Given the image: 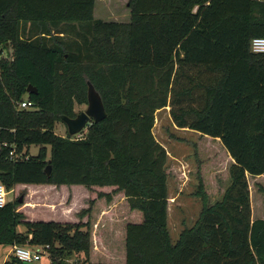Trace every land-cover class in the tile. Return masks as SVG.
<instances>
[{
	"label": "trees",
	"instance_id": "1",
	"mask_svg": "<svg viewBox=\"0 0 264 264\" xmlns=\"http://www.w3.org/2000/svg\"><path fill=\"white\" fill-rule=\"evenodd\" d=\"M94 4L0 0V182L89 192L77 212L85 222L29 220L18 198L7 201L0 244H47L50 264H264V219L251 216L247 182L264 173V53L249 47L264 36V0H128V22L95 19ZM87 80L106 117L82 136L56 134L60 116L86 103ZM23 97L30 109L16 108ZM166 106L198 134L201 210L175 242L167 153L152 132ZM212 189L220 197L209 201ZM72 253L81 256L66 261Z\"/></svg>",
	"mask_w": 264,
	"mask_h": 264
},
{
	"label": "rangeland",
	"instance_id": "2",
	"mask_svg": "<svg viewBox=\"0 0 264 264\" xmlns=\"http://www.w3.org/2000/svg\"><path fill=\"white\" fill-rule=\"evenodd\" d=\"M127 4L128 0H96V15L105 21H127L129 15ZM26 29L28 30V27ZM10 53V48L3 51V55L6 57H8ZM85 108L86 103H75L73 111L77 114L80 111L85 110ZM86 129L87 127L73 136H82V134L86 132ZM66 131V126L62 121H57L55 123L54 132L56 134L65 135L67 133ZM152 132L155 139L165 148L167 153V225L171 241L175 242L180 231L184 227H189L194 224L201 210V201L195 195V158L193 154V144L196 142L198 134L191 132V129L187 127L181 128L176 126L170 116V106L156 110ZM37 149V145H31L29 152L35 154L37 153ZM219 170H221V173H218L222 175L224 169L220 168ZM32 186L33 184H19L15 186V188L7 191V201L22 197L21 206L25 207L26 205H30V203L38 201L35 196L30 194L32 190L35 193L51 191L56 187L55 185L48 184L46 186L47 188L33 189ZM69 188L75 195L76 204L78 205L76 208H71L69 206L71 201V194L68 193ZM56 189L57 190H53L49 195V197L54 198L52 201L38 205L40 206L39 208L49 210L51 213L58 215V217L56 216V220H61V222L64 220L68 221V217H63L69 213L71 214L75 212V210L80 211L82 208L88 206L89 192L85 186L61 185ZM219 191V189H212L210 191L209 201L218 199L220 197ZM259 192L260 194L253 190L252 193H249L250 201L254 206V213L251 212V216L252 214H257L259 211L264 212V191ZM21 206H18V208ZM46 210L44 216L47 217L48 220L52 219L53 216ZM18 229L23 230V226L20 225ZM40 247L42 246L40 245ZM80 256V253H72L71 255L66 256L65 260L69 262L74 261L79 259ZM47 261V255H43L38 263L48 264Z\"/></svg>",
	"mask_w": 264,
	"mask_h": 264
},
{
	"label": "crops",
	"instance_id": "3",
	"mask_svg": "<svg viewBox=\"0 0 264 264\" xmlns=\"http://www.w3.org/2000/svg\"><path fill=\"white\" fill-rule=\"evenodd\" d=\"M96 0H95V4H94V9H93V17L95 19H101L100 17H98L96 15ZM103 20V19H101ZM105 21V20H103ZM129 21V15H128V20L127 21H117V22H128ZM191 132H195L194 130H191ZM196 133V132H195ZM218 141V140H215ZM247 182H248V190L249 193H252L253 190L256 191V193H259V191H264V173L259 174V175H249L247 174ZM19 185V184H17ZM15 185V186H17ZM48 184H33L32 188H47ZM14 186V188H15ZM57 187H55L53 190H57ZM41 191V192H35L32 190L31 191V195L35 196V198L38 199L37 202L34 203H30V205H26L25 207L21 206L18 208L19 211L23 212V214L26 216L27 219L29 220H48L47 217H45L44 212L46 209H42L39 208L40 206H38L39 204H46V202L48 201H52L54 198L49 197V195L51 194V192L53 191ZM68 193L71 194V201H70V207L71 208H76L78 205L76 204V198L74 193L72 192V190L69 188L68 189ZM37 195V196H36ZM61 195V194H59ZM45 201V202H44ZM43 202V203H41ZM251 202V201H250ZM34 205V207H33ZM44 206V205H43ZM264 210V208H263ZM49 212V214H51L53 216L52 219L50 220H56V216L58 217V215H55L54 213H51L49 210H46ZM77 212L75 210V212L73 213H69L68 215L64 216L63 218L68 217L70 222H77V221H82L85 222L87 220V216H83L82 218L78 217ZM251 212L254 213V206L251 202ZM55 217V218H54ZM252 218H263L264 219V212L259 211L257 214H252ZM56 221H61V220H56ZM65 221V220H64ZM0 264H2L3 262H5L6 260H8L10 258L11 255V249H12V245H3L0 244ZM7 247V248H6ZM35 248V247H33ZM48 264H50V261L48 259ZM22 264V263H21ZM36 264H40V263H36Z\"/></svg>",
	"mask_w": 264,
	"mask_h": 264
},
{
	"label": "water",
	"instance_id": "4",
	"mask_svg": "<svg viewBox=\"0 0 264 264\" xmlns=\"http://www.w3.org/2000/svg\"><path fill=\"white\" fill-rule=\"evenodd\" d=\"M37 89L31 84L27 85L26 93H36ZM102 98L99 92L95 89L90 81H86V108L83 111L75 114L73 117L61 115L60 120L65 124L67 133L70 136L78 134L82 129L86 128L91 121L98 122L106 117ZM50 165L45 168V173L49 174ZM22 201V197H19V202ZM22 264H36L29 262H22Z\"/></svg>",
	"mask_w": 264,
	"mask_h": 264
},
{
	"label": "built area",
	"instance_id": "5",
	"mask_svg": "<svg viewBox=\"0 0 264 264\" xmlns=\"http://www.w3.org/2000/svg\"><path fill=\"white\" fill-rule=\"evenodd\" d=\"M250 50L254 53H264V36L252 37L249 44ZM16 108L18 109H30L33 106L31 100L27 97H23L16 102ZM12 154V152H11ZM6 189L0 182V207L7 203ZM11 255L21 262L38 263L43 255L48 257V245L42 247H29L25 245L13 244L11 249Z\"/></svg>",
	"mask_w": 264,
	"mask_h": 264
}]
</instances>
